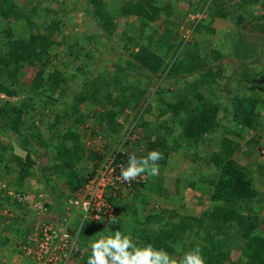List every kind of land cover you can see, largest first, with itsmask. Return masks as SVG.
<instances>
[{
    "label": "trees",
    "instance_id": "1",
    "mask_svg": "<svg viewBox=\"0 0 264 264\" xmlns=\"http://www.w3.org/2000/svg\"><path fill=\"white\" fill-rule=\"evenodd\" d=\"M183 1L191 8L179 10L176 6ZM56 3L61 6L64 1L0 0V23L4 27L0 30V130L5 134L11 132L16 138V144L0 142V210L8 209L7 202L11 200L16 211L7 225L4 223L7 217L0 215L2 229L15 228V238L21 244L31 230L34 212L23 198L31 192L27 179L29 183L39 182L33 170L36 164L33 156L38 149L49 151V158L45 153V161L41 159L40 171L48 172L44 180L62 181L66 187L64 191L53 188L50 194L44 189L48 196L42 198L34 192L48 212L58 199L74 200L77 191L108 156L116 153L126 158L135 153H127L124 148L142 142L143 153L135 154L137 157L156 150L163 158L158 161L160 174L148 176L146 185H141L164 200L178 198L186 189L194 190L197 195L205 196L212 208L199 216L177 213L181 208L149 214L145 201L138 199L141 194L135 191L131 199L138 201L136 217L128 214L129 207L126 210L127 207L114 201L116 215L125 212L121 215L124 220L127 217L125 221L123 217L118 219L120 223H109L110 229L137 236V243H150L172 258L179 255L180 262L184 251L199 246L205 264H264V219L261 221L259 217L264 216V210L259 214L251 210L259 202L255 186L257 174L261 175L260 184L264 186V164L259 163L257 170H251L238 163L233 157L238 144L224 136L218 137L217 145L214 144L210 152L205 151L202 157L199 150L214 136V130L221 128L220 112L234 123L233 129L224 126L222 129L238 139L242 132L251 134L264 129V0H86L80 11L59 7ZM203 9L207 11L206 17L190 22L188 16ZM70 14L88 17L95 29L89 31L84 41L94 44L100 39H109L117 31L120 19L137 20L132 31L119 30V47L109 46L113 54L105 60L112 70L103 68L98 61L93 62L90 70H84L86 77L72 87L56 67L47 70L44 62L50 50L64 41L62 31L68 29L64 21ZM228 16L237 29L235 39L230 41L229 54L237 62L238 73L235 72L232 79L226 72L230 65L222 62L218 50L200 49L197 42L184 38V29L178 30V25L182 24L184 28L190 27L193 34L202 35L206 30V34L214 35L217 25L225 24ZM157 20L164 23L161 30L154 26ZM15 23L22 24V28L13 30ZM80 53L91 54L77 44L67 48L70 62L78 63V70L89 64L79 60ZM25 67L34 69L28 84L22 73ZM142 77L148 78L150 88L142 85ZM227 78L229 82L234 81L218 82ZM173 79L180 80L184 89L183 95L171 102L168 89L161 83ZM203 87L209 89V98L202 91ZM216 92L223 93L224 98H216ZM20 95L22 99H12ZM124 97L127 105L123 109L119 99ZM83 102L92 110L96 126L90 131L100 137L102 153L87 151L81 143L80 137L86 131L85 121L89 118L88 114L81 113ZM152 102L156 103L157 118L170 112L171 117H164L163 121L168 123L169 119L179 127L176 137L182 138L186 148L194 150L185 155L188 164L194 165L185 180L181 171L170 175L166 169L170 150L179 145L169 147L167 135L155 134L158 127L150 125L155 119L149 113ZM99 104L103 106L102 111L96 110ZM51 107L54 110L49 109ZM59 108L61 118L69 120L72 128L69 125L63 133L52 135L50 142L39 137L32 148L29 137L34 135V117L38 114L39 118H46ZM123 111L127 112V117H120ZM53 117L58 121L57 115ZM166 131L172 134L171 129ZM122 141L124 146L120 148ZM14 146L27 152L24 159L14 153ZM84 157H87L85 164ZM79 165L87 171L83 173ZM12 176L15 196L10 198L3 188ZM154 225L158 227L154 229ZM105 231L99 224L86 222L78 235L86 245L87 241L98 237V232ZM233 237L237 239L235 245L231 244ZM237 254L243 257L238 263L232 259Z\"/></svg>",
    "mask_w": 264,
    "mask_h": 264
},
{
    "label": "rangeland",
    "instance_id": "2",
    "mask_svg": "<svg viewBox=\"0 0 264 264\" xmlns=\"http://www.w3.org/2000/svg\"><path fill=\"white\" fill-rule=\"evenodd\" d=\"M63 1L64 3L61 6L59 5V3H56L55 5L57 6L59 5V7H63V8L66 7L74 11H80L86 2V0H63ZM176 7L179 10H183V9L185 10L187 8H191V6L184 1L181 2L180 4H177ZM206 13L207 11H204L203 9L197 12V15L201 19V18L206 17ZM193 16L195 15H191L190 18H193ZM224 21H225V24L217 25L218 26L217 31L214 33V35L206 34L207 33L206 30L203 33H201L202 35L198 33L191 34L190 29H189L190 27L184 28L182 24L178 25V30L182 31L184 29V38L187 40L190 39L194 42H197L200 46V49L203 48L206 50H209V49L218 50L222 55V59H221L222 62L224 64L230 65V69L228 71L226 70V72H227V75H229V78L232 79L237 69L236 68L237 62L234 59V57L231 54H229V51H230V41L235 39L237 29H236L234 20L231 17L228 16V18H226ZM64 22H65L64 25L67 26L68 28L64 32L62 31V33H64V36H63L64 41L62 42V44L55 46L50 50L49 55L47 58H45L44 62H46L45 67L47 68V70L51 71L52 68L56 67L60 71V73L66 77V80L68 81L67 85L70 87L74 86L75 83L82 81V79L86 77L85 71L86 69L90 70L92 68V65L94 64L93 62L98 61V63H100L103 68H109V70H112V67L109 64V61L105 60V58L113 54L112 51H110L111 46L115 48L119 47V44H118L119 30L122 29L126 32L128 31L130 32L132 31L133 28L137 26V20L134 18L129 17V18H126L125 20L120 19L119 21H117L118 22L117 31L114 32L113 35L109 39L107 38L106 40L100 39L97 41V43L94 44V43H88L89 41L87 42L84 41L85 40L84 38L88 36L89 31H93L95 29L93 28V25L88 21V17H86V15L81 14V15L72 17V15L70 14L68 17H66ZM154 26L161 30L164 27V23L161 20H157ZM3 28H4L3 25H1L0 23V30H2ZM17 28H22V24L15 23V25L13 26V30ZM76 44L78 46H83L86 53L87 51L91 53L89 56L88 55L85 56L84 53H80L79 60L89 62V64H87V66L83 67V69L81 70H78L76 68L79 64L76 63L75 61L70 62V59L67 55V48L70 46H74ZM99 59L101 60V62L99 61ZM22 73L24 74L23 77H25V82L28 84L34 75V69L30 67L28 68L25 67L23 68ZM142 78H144L142 80V85H148V88H150L151 84L148 78L147 77H142ZM229 78H227L226 80L219 79L218 82L228 83ZM103 79L106 80V78H103ZM130 79L131 81H133V78H130ZM232 81H234V79ZM161 86L163 88L168 89L167 94L169 95L171 102H174L176 99H178L179 97L183 95L184 88H183L182 82L178 79H173L171 80V82H163L161 83ZM240 89L241 91L244 92L243 86H241ZM202 91L204 92L206 97L208 98L210 97L208 94L209 89L207 87H203ZM54 96H58V95L55 94ZM216 96H217L216 98L218 99L224 98L223 93L216 92ZM19 97L12 98V99H18V100L22 99L23 95H20ZM119 104L124 109L127 105V99L125 97L120 98ZM80 107H81L82 115H86V114L89 115V118L85 121V125H84L86 128V131L84 132V135L80 137L82 140L81 143L83 144L84 148L87 149V151L96 152L98 154L102 153L103 149H102V143H101L100 137L97 135H92L90 131L94 129L96 126L95 119L93 118V115H92V110L89 107V104L87 102H83ZM52 108L54 110V107H51L49 109H52ZM60 108L59 110L58 109L55 110V113L54 111L52 112L53 114H55V116L57 115L58 121L56 119L54 121L53 114L43 119L39 118L38 114L37 115L35 114L36 115L34 117L35 126L33 129L34 135L29 137L32 148H35V144L39 137L46 142H50L52 135L56 134L57 132L63 133L66 130V128L69 127V125H71L69 120L67 121L64 118H61L62 112ZM96 110L102 111L103 106L100 104L97 105ZM149 113L151 114V116H154L155 118L153 121H151L150 125H153L154 127L159 128V129L157 128V131L155 134L162 135V136L167 135V145L169 147H172L173 145L175 146V144L179 145V147L176 146L177 148L174 147L172 150H170V153L168 156L169 166H167L166 169L169 170L168 172L170 175L181 171L182 173L180 174H182V178L183 180H185L186 178L189 177V174H190L189 172H191L194 167L192 163L188 164V160H185L186 159L185 155L192 154V152H194L193 148L191 147L186 148L182 138L176 137L180 130L179 127H176L174 124H172L169 121V119H167L169 124L163 121L164 117L165 118L171 117L170 112L166 114L163 118H157L156 103L152 102V107ZM127 116H128L127 112L123 111L120 117L124 118ZM225 118L226 117H224V114L220 112L219 113V123L221 124V128H216L214 130V136L211 139L206 140L205 143L202 144V146L199 148V150L202 151L201 154L199 153L200 157H202V155L205 154V151L210 152L214 144L217 145L218 140H219L218 137L224 136V137H227L228 140L230 139L231 141L236 142L238 144V149L236 152L243 150L241 152V155L243 156L246 155L250 158L254 157L255 163H256L255 170H257L259 166L258 164L260 163V159H261L259 155V151L260 149L264 148V129L261 128L256 133H251V134L242 132L240 133L242 135L241 139H238L234 134H230V133L228 134L225 129H222L223 126L228 127V129L229 128L233 129L234 127V123H232L230 120L225 119ZM145 119L149 120V117L147 116L145 117ZM126 120H128V118ZM69 128H72V125ZM166 129H171L172 132L170 133L172 134L167 133ZM15 140H16L15 134L11 132L5 134V133H2V131L0 130L1 144L6 145L8 142H11L12 144H16ZM142 144H143L142 142H138V144H133L131 147L126 146L124 150L125 152L130 153V154H133V153L142 154L143 153L141 150L143 148ZM45 153L47 154V157H48L49 155L48 149L41 148V149H38L35 155L33 156L34 162H36L33 170H35L36 178H38L39 182L29 183L27 179V183L31 184L30 193L33 195V193L36 192L38 193L37 195L41 198L42 196L47 195L45 194L46 192H43L44 189L47 190L48 194H50V192L53 191L52 190L53 188L55 191H59L60 189L63 191L66 190L65 184L62 181H55L53 183V182H50V181L47 182L44 180L45 176L48 175V172L42 173L40 169L42 166L41 159L43 160L44 158V161L46 159L44 157ZM241 155L240 154L237 155L236 160L240 158ZM49 161L51 162V159ZM82 162H84L85 164L87 162V157H84ZM178 166H183V167L179 169ZM78 168H80L83 173L87 171V168L81 165H79ZM158 174H160V172H158ZM12 175H13V172H12ZM52 177L54 176L51 175V178ZM195 177L196 176H194V178ZM256 178L257 179L255 182L256 184L255 186L257 187L259 191L256 198L259 199L260 203L259 202L256 203L254 207L251 208V210L252 212L259 214V212L264 210V186L263 184H260L263 181L261 175L257 174ZM200 186H203V185L201 184ZM139 187H140L138 188L139 194L141 195H138L139 196L138 199L142 198V202L145 201V203L148 206L146 209H148L149 214L153 212H159L161 210L172 211L173 208H181V210L184 209V212H181V210L176 211V212L179 214L199 216L201 212L212 208L211 207L212 204L206 200L205 196L201 197L197 195V193H195L194 190L189 191L186 189V191L185 190L183 192L181 191L180 197L164 200V199L154 196V194L151 193L145 186L139 185ZM3 189L10 198L11 196L12 197L15 196L14 195L15 191H13L14 190L13 176H12V180H10L7 186H5V188ZM135 189L133 188L129 192V195H127L126 197L127 199L126 203L124 204V206L127 207V210L130 208V212L128 214H131L134 216H135L134 212L138 213V211L135 209L138 207L137 205L138 201L136 200L134 201V199L130 200L129 197L131 196V194L134 192ZM33 199H35L34 196H33ZM40 202L42 203V201ZM7 203H8L7 205L9 206L8 208L9 210L7 208L0 210V215L7 217L6 221H4L5 225H7V223H10V220L12 219L13 216H16V211L14 210L13 202L9 200V202ZM31 205L32 204H30V207L34 206V205L31 206ZM76 211L79 212L78 210ZM33 212H36V210H33ZM73 212H75V210H73ZM121 214L119 216L116 215L115 217L120 220V218L123 217L126 213L124 212L123 213L124 215L122 214L123 216ZM126 217L127 216H125V220H126ZM259 217L261 221L264 219V216L259 215ZM123 220H124V217H123ZM2 225L0 226V264H33L31 258L27 257L25 254L18 251L19 250L17 246L18 244L15 238V233H16L15 232L16 230H14L15 228L13 230L11 229V231H6L2 229ZM104 227L106 231L98 232V236H101L107 233L108 229L111 230L110 226L108 225H105ZM157 227H158L157 225H154V229H156ZM131 238L133 239L134 242H137V236L136 238L131 236ZM5 239H7V241ZM236 242H237V239L233 237V239L231 240V244L235 245ZM173 259L176 261V264H180L179 255L174 256ZM232 259L234 262L238 263L243 259V257L237 254V255H234Z\"/></svg>",
    "mask_w": 264,
    "mask_h": 264
},
{
    "label": "built area",
    "instance_id": "3",
    "mask_svg": "<svg viewBox=\"0 0 264 264\" xmlns=\"http://www.w3.org/2000/svg\"><path fill=\"white\" fill-rule=\"evenodd\" d=\"M128 157H119L116 153L108 156L77 191L76 198L67 201L68 207L80 212V223L75 230L70 227L59 228L42 219L32 224L23 241L22 250L33 264H86L87 249L81 246L78 235L82 224L109 222V218L116 214L114 201L122 204L133 188L146 181L145 174L128 182L121 178L120 170L126 166ZM23 201L33 199L27 195Z\"/></svg>",
    "mask_w": 264,
    "mask_h": 264
},
{
    "label": "clouds",
    "instance_id": "4",
    "mask_svg": "<svg viewBox=\"0 0 264 264\" xmlns=\"http://www.w3.org/2000/svg\"><path fill=\"white\" fill-rule=\"evenodd\" d=\"M191 15H195L193 16L194 19L190 18ZM196 15L197 13L190 14L188 16L190 22L193 23L196 20L197 21L200 20V18L196 17ZM191 32L192 31L190 29V33ZM123 146H124V142L122 141L120 148ZM236 151L234 153H236ZM263 153H264V148L260 149L259 151V155L261 158L260 163L264 164ZM162 158H163L162 153L156 150L149 151L146 156H141V157H137L135 154L129 155L126 166L122 167L120 170V176L126 182L131 181L132 179L141 176L142 174L145 175L147 174L146 179L148 175L154 177L159 172L158 161H160ZM144 184L146 185V183ZM136 188L137 189L134 190L131 196L135 193V191L139 192L138 188L140 187L138 186ZM27 194L30 195L32 199L33 196L35 198L33 199V201L25 202L28 203L29 206L30 204L34 205L33 207L30 208H32V210H36V212H34V220L30 223V226H32L34 222L40 219L44 221H49L46 219V214L48 212H46V209L42 205V203L40 201H37L36 195L34 193L32 195L30 192ZM131 196L129 197L130 200H131ZM126 200L127 199H125L124 202L122 201L123 206L126 203ZM65 208L70 212H72L73 210H78L75 208L68 207L67 201L63 202V206L61 209L63 210ZM79 213L80 212H78V214ZM79 215L76 216L74 221L71 223L68 222L69 218H66L65 216H63V214L58 216L59 219H61L59 220L60 221L59 224L54 223V221L53 222L49 221V222L53 223L59 228L70 227L72 230H75L78 224L80 223ZM115 216L110 217L109 222L107 223H103V224L94 223V224H99V226L104 227L109 223L110 224H116L118 222L120 223V221ZM27 234L25 235V237L27 236ZM17 244L19 249L18 251L24 254L22 250L23 242L22 244L20 242H17ZM80 244L81 246H84L87 249L88 258L86 260V264H176V261L165 250L157 249L153 247V245L150 243L140 244L134 242L130 234L126 232H122L120 230L108 229L107 233L98 236L94 240L87 241L86 245H83L82 242H80ZM180 264H205V260L202 255L201 248L197 246L191 250L184 251Z\"/></svg>",
    "mask_w": 264,
    "mask_h": 264
},
{
    "label": "crops",
    "instance_id": "5",
    "mask_svg": "<svg viewBox=\"0 0 264 264\" xmlns=\"http://www.w3.org/2000/svg\"><path fill=\"white\" fill-rule=\"evenodd\" d=\"M145 117H147V116H145ZM242 151L243 150H240V151L234 153L233 154L234 159H236L237 155H239V154L241 155V152ZM236 161L238 163H240L241 165L247 166L251 170H254L255 169L256 163H255L254 157L253 158H250V157H248L246 155H244V156L241 155V157L238 158ZM62 206H63V201L58 199L56 205L54 206V208L52 210L48 211V213L46 214V219L49 220V221H51V222L54 221V223H56V224H59L60 223L59 220H61V219H59L58 216H60V215L63 214V216H65L66 218H69L68 219V222L69 223L73 222L74 219L76 218V216L79 215L78 212L76 210H75V212H73V211L70 212L66 208L62 210L61 209Z\"/></svg>",
    "mask_w": 264,
    "mask_h": 264
},
{
    "label": "water",
    "instance_id": "6",
    "mask_svg": "<svg viewBox=\"0 0 264 264\" xmlns=\"http://www.w3.org/2000/svg\"><path fill=\"white\" fill-rule=\"evenodd\" d=\"M14 153L18 156H20L21 158H25L27 155V152L25 150H23L22 148L18 147V146H14Z\"/></svg>",
    "mask_w": 264,
    "mask_h": 264
}]
</instances>
